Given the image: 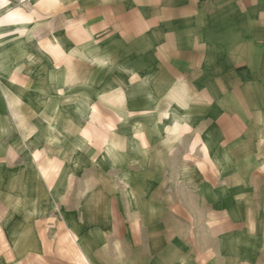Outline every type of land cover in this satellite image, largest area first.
<instances>
[{
	"label": "crops",
	"instance_id": "obj_1",
	"mask_svg": "<svg viewBox=\"0 0 264 264\" xmlns=\"http://www.w3.org/2000/svg\"><path fill=\"white\" fill-rule=\"evenodd\" d=\"M263 118L264 0H0V264H254Z\"/></svg>",
	"mask_w": 264,
	"mask_h": 264
},
{
	"label": "rangeland",
	"instance_id": "obj_2",
	"mask_svg": "<svg viewBox=\"0 0 264 264\" xmlns=\"http://www.w3.org/2000/svg\"><path fill=\"white\" fill-rule=\"evenodd\" d=\"M249 136V135H248ZM247 155L259 157V162L264 161V118L260 122V127L250 135L246 144ZM263 175V176H262ZM257 191L260 196L256 200V205L252 209L254 212L249 214V227L253 232V238L250 239L252 251L239 249L240 254H254V264H264V172L259 171ZM52 264V263H51ZM240 264V263H239Z\"/></svg>",
	"mask_w": 264,
	"mask_h": 264
}]
</instances>
